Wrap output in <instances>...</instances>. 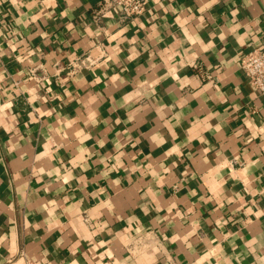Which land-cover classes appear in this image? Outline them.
I'll use <instances>...</instances> for the list:
<instances>
[{
  "label": "crops",
  "instance_id": "0c3cea01",
  "mask_svg": "<svg viewBox=\"0 0 264 264\" xmlns=\"http://www.w3.org/2000/svg\"><path fill=\"white\" fill-rule=\"evenodd\" d=\"M148 1L0 0V264H264V0Z\"/></svg>",
  "mask_w": 264,
  "mask_h": 264
},
{
  "label": "built area",
  "instance_id": "2783aa9c",
  "mask_svg": "<svg viewBox=\"0 0 264 264\" xmlns=\"http://www.w3.org/2000/svg\"><path fill=\"white\" fill-rule=\"evenodd\" d=\"M148 4V0H102L97 12L102 14L111 8H118L125 18H136L147 11ZM241 68L250 85L264 97V49L248 53L241 61ZM160 245L159 239L148 233L131 242L128 251L131 255L142 254Z\"/></svg>",
  "mask_w": 264,
  "mask_h": 264
}]
</instances>
